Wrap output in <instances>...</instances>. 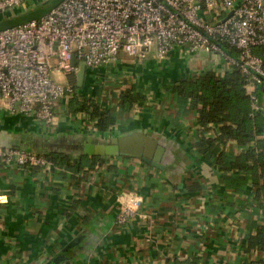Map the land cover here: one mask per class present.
Returning a JSON list of instances; mask_svg holds the SVG:
<instances>
[{
  "label": "crops",
  "instance_id": "crops-1",
  "mask_svg": "<svg viewBox=\"0 0 264 264\" xmlns=\"http://www.w3.org/2000/svg\"><path fill=\"white\" fill-rule=\"evenodd\" d=\"M45 1L27 0L0 12V30L41 9L48 12ZM153 61L121 55L111 68L109 93L94 91L101 107L118 116L104 133L96 130L94 120L62 114L55 126L41 130L0 104V145L5 147L77 154L89 135L107 140L147 131L172 152L163 170L132 155L108 158L103 166L86 171L0 161V264L264 263V250L247 249L248 238L264 220L259 207L264 201L256 199L252 184L243 194L227 188L221 170L194 151L197 113L181 114L171 92L172 84L190 69L223 74L224 65L220 61L213 67L215 59L182 55L178 49L162 63V72ZM91 85L84 92L88 97ZM133 86L143 90L145 99L122 110V93ZM237 148L229 144L232 153ZM129 191L143 195V214L119 224V196Z\"/></svg>",
  "mask_w": 264,
  "mask_h": 264
},
{
  "label": "built area",
  "instance_id": "built-area-1",
  "mask_svg": "<svg viewBox=\"0 0 264 264\" xmlns=\"http://www.w3.org/2000/svg\"><path fill=\"white\" fill-rule=\"evenodd\" d=\"M26 1L0 0V12ZM175 49L182 55L206 51L224 70H240L253 110L264 114V0H62L40 18L0 30V104L50 129L61 114L73 117L74 94L96 99L77 85L82 63L89 71L85 79L109 93L111 68L121 55L164 63ZM0 161L52 166L42 151L3 145ZM119 202V224L143 214L144 197L137 191L122 192Z\"/></svg>",
  "mask_w": 264,
  "mask_h": 264
},
{
  "label": "trees",
  "instance_id": "trees-1",
  "mask_svg": "<svg viewBox=\"0 0 264 264\" xmlns=\"http://www.w3.org/2000/svg\"><path fill=\"white\" fill-rule=\"evenodd\" d=\"M45 12L41 9L38 13L18 19L17 23L40 18ZM85 83L88 86L87 77ZM245 85L244 74L236 68H228L223 74L211 71L188 73L172 84L171 92L181 114L189 110L197 113L198 134L194 151L221 170L227 188L243 194L252 184L257 189L256 199L259 200V197L264 201V114L253 110ZM144 99L143 90L133 86L123 91L121 108L130 110L136 104L142 105ZM69 110L73 116L81 115L94 120L95 128L103 133L109 131L118 118L117 113L102 108L97 99L83 100L78 94L71 97ZM231 143L237 145L236 153L230 151ZM80 152L42 153L54 167L63 171L91 170L97 165L103 166L111 158ZM263 203L259 205L261 212L264 210ZM256 229L257 233L248 238L247 249L264 250V220L257 224ZM171 264L201 263L197 260L191 263L173 260Z\"/></svg>",
  "mask_w": 264,
  "mask_h": 264
},
{
  "label": "water",
  "instance_id": "water-1",
  "mask_svg": "<svg viewBox=\"0 0 264 264\" xmlns=\"http://www.w3.org/2000/svg\"><path fill=\"white\" fill-rule=\"evenodd\" d=\"M62 0H46L43 6L53 8ZM203 56L210 57L206 51L199 53ZM86 66L84 63L80 65L78 72V87L82 88L85 82ZM264 84V83H263ZM260 86L261 91L264 88ZM260 103H262V95L260 94ZM21 148V147H16ZM80 151L88 156H107L117 157L121 155H132L141 157L146 163L164 169L167 161H169L172 152L169 147L165 146L163 142L154 136L148 134L147 131L132 132L121 136L111 137L110 139L96 140L92 135L86 136ZM43 152V151H42Z\"/></svg>",
  "mask_w": 264,
  "mask_h": 264
},
{
  "label": "rangeland",
  "instance_id": "rangeland-1",
  "mask_svg": "<svg viewBox=\"0 0 264 264\" xmlns=\"http://www.w3.org/2000/svg\"><path fill=\"white\" fill-rule=\"evenodd\" d=\"M191 55H196V53H191ZM150 60H155V59H150ZM150 60L149 61H147V62H150ZM146 62V63H147ZM153 62H155V64L159 67V72H162V69L164 68L163 66H165L164 64H162V61H159V60H155V61H153ZM167 62V61H166ZM165 63V62H164ZM212 66L213 67H217V66H219V64H217V63H215V64H212ZM197 73V70H189V73ZM87 75L89 74V71H87V73H86ZM57 79H59V81L60 82H62V83H66L67 82V78L66 77H58ZM91 80L88 78V82H90ZM94 89H93V91L90 93V91H89V93H87L90 97H95V93H94V91L95 92H97L98 90H101L98 86H96V85H91ZM86 88H87V85H86V83L84 84V86L82 87V88H80L79 90H81V92L82 93H84L83 92V90L82 89H84V90H86ZM88 90V89H87ZM91 94V95H90ZM17 116H19V117H21V118H27L29 121H34L35 123H36V125H37V128L39 129H44L45 131H47V127H45L42 123H40V122H38L37 120H35L34 118H29V117H27V116H25L21 111H18L17 112V114H16ZM68 118H70V117H68ZM49 129V128H48Z\"/></svg>",
  "mask_w": 264,
  "mask_h": 264
}]
</instances>
